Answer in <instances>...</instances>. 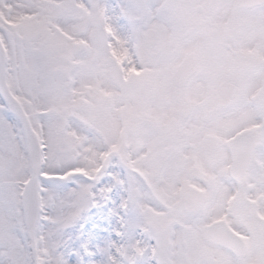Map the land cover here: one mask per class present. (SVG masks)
Masks as SVG:
<instances>
[{
  "label": "snow or ice",
  "instance_id": "6c2138e0",
  "mask_svg": "<svg viewBox=\"0 0 264 264\" xmlns=\"http://www.w3.org/2000/svg\"><path fill=\"white\" fill-rule=\"evenodd\" d=\"M50 7L53 17L19 44L9 33L0 53V264H187L164 254L170 236L140 209L136 161L104 130L114 111L125 122L147 115V93L173 72V56L221 80L227 30L181 0ZM187 189L174 188L171 215L193 235L215 225L228 240L235 220L264 241V224L242 216L230 191Z\"/></svg>",
  "mask_w": 264,
  "mask_h": 264
},
{
  "label": "rangeland",
  "instance_id": "374dc122",
  "mask_svg": "<svg viewBox=\"0 0 264 264\" xmlns=\"http://www.w3.org/2000/svg\"><path fill=\"white\" fill-rule=\"evenodd\" d=\"M14 4L19 7L21 3ZM43 5L46 11H52V7H50L52 5ZM230 9H233V18L228 27L231 36L230 41L234 43L233 49L236 52V58L229 56L221 70V80H212L206 74L200 72L197 73L199 76H194L187 85L188 87L191 86L187 98L195 101V103L203 99L202 104L198 103L194 106L203 119L208 117V113L212 108H217L218 102H221L216 92L221 81H233L239 85L238 94L233 99L230 108H224L220 111L219 116L223 118L219 119V124L210 123V119H207V122L210 123L208 126H214V131L211 127L207 131L216 133L220 139H224L234 131L246 126L249 128L251 124H258L261 118L264 117V103H256L254 99L256 91L264 84V69L257 66L258 62H264V9L253 13L243 11L236 6L233 0H231ZM1 10L0 8V17L2 15ZM27 12L30 11L27 10ZM18 13L19 11L14 13L15 18L12 19V26L0 19V43L3 52L10 51L12 47L6 30H10L15 35L19 34L16 37V42L19 44L21 42L20 37L31 33L42 24V20L45 21V19L31 16L29 17L31 20L24 18L21 20ZM14 21L22 22L20 24L18 22L16 26L13 24ZM35 21H37V24ZM250 56L256 57L252 64L247 61ZM233 67L240 70L235 72ZM195 79L200 80L198 85L194 84ZM169 84L166 85L163 82L161 85L153 86L152 88L155 91H153L152 96H146V100L150 99L152 103L154 101L159 102L161 111L158 115L150 116L149 121L146 116L142 117L141 120L144 123H152L153 128L157 129V133L149 131L148 135H145L144 133L132 131L130 125L137 123V120L125 122L121 119V114L116 111L112 113L104 132V136L113 144V151H119L123 146L125 154L136 161V174L141 179V184L143 185L144 179H147V182L151 184V187L149 185L150 190L143 185L142 191L138 192L142 213L150 221L157 215H164L168 218L167 231L170 239L164 254L174 261H185L187 264H218L219 262L221 264H242V262L264 264V246L257 248L255 242L247 236L243 224L239 221L234 220L231 227L239 234L241 233V236H245L247 248L245 255L241 258L206 243L202 239L201 232L198 235H193L192 225L184 224L172 217L169 208L175 200L174 188L176 186L186 184L189 196L202 195L204 189L208 186H202L201 182H188L185 179V175L190 169L189 163L179 160L177 151L180 156L187 157L185 148L194 142L196 143L197 125L192 119V114H189L190 110L193 109L190 108L189 110L187 104L183 103L182 105L186 111L189 110L184 118L177 120L172 113H169L174 106L172 105L171 90L168 88ZM169 116L172 118H169L167 122ZM184 125L188 127L187 131L192 133V137L183 132ZM262 127L264 128V122ZM145 153L148 154L145 155ZM153 153L158 155L154 156ZM189 154H191L190 158L193 162L200 164L199 174L201 176H210V179L213 180L212 185H219L225 192H231L230 203L240 210L242 216L260 218L262 224H264V196L260 194L261 190L264 189V163L261 162V160L264 161V158L255 162L244 185V190L250 191L249 197L251 200L245 206L239 207L233 199L237 184L229 176L228 171L231 160L225 144L212 155H202L198 150ZM198 158L202 160L198 161ZM161 161L164 162L163 166ZM260 164L263 166L261 169ZM167 167L172 168L171 176H169ZM157 182L158 184H156ZM202 255L203 259L201 258Z\"/></svg>",
  "mask_w": 264,
  "mask_h": 264
},
{
  "label": "water",
  "instance_id": "95a60500",
  "mask_svg": "<svg viewBox=\"0 0 264 264\" xmlns=\"http://www.w3.org/2000/svg\"><path fill=\"white\" fill-rule=\"evenodd\" d=\"M259 1H261V0H259ZM239 4L241 6L250 5V4H247L245 2V0H239ZM189 70H190V68H188V70L186 72H188ZM176 80H181V79L176 78ZM206 148L207 149L211 148V145H208ZM232 153L234 155V161H235V164H234L233 169H232V174L235 176V180L237 182H241L242 177H243V172L248 165L250 150H249V148H247L242 153V156H241L242 157V163L241 164H239V162H238L239 154L234 148L232 149ZM215 229H216L215 225H213L210 228L204 229V232H203L204 239L207 240L208 242L212 243V244H217V245H220L224 248H227V249L233 251L235 254L241 255L244 253L243 244L240 242V240L238 239V237L235 234H233L231 231L227 230L229 239L223 240L220 238L219 235L216 234ZM256 241L260 244V240H256Z\"/></svg>",
  "mask_w": 264,
  "mask_h": 264
},
{
  "label": "bare ground",
  "instance_id": "6f19581e",
  "mask_svg": "<svg viewBox=\"0 0 264 264\" xmlns=\"http://www.w3.org/2000/svg\"><path fill=\"white\" fill-rule=\"evenodd\" d=\"M3 51H1V53H2ZM241 234V233H240ZM242 235V234H241Z\"/></svg>",
  "mask_w": 264,
  "mask_h": 264
}]
</instances>
